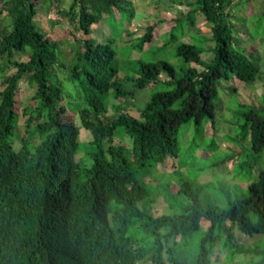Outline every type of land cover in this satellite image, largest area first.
<instances>
[{
  "label": "trees",
  "instance_id": "1",
  "mask_svg": "<svg viewBox=\"0 0 264 264\" xmlns=\"http://www.w3.org/2000/svg\"><path fill=\"white\" fill-rule=\"evenodd\" d=\"M49 1L0 0L11 21L0 35V264H213L222 252L232 261L248 256L251 244L261 258L256 264H264V169L255 181L247 174V194L224 207L201 198L192 185L196 174L175 188L173 201L164 200L160 215L148 208L156 197L147 200L144 181L148 167L162 163L167 170L169 159L181 157V127L194 123L199 130L210 122L215 132L223 100L241 85L253 89L260 80L264 87L256 50L240 47L228 19L232 0H195L163 46L154 42L155 27L148 28L133 49L158 44L163 53L177 43L171 51L180 69L163 58L140 61L137 77L120 76L114 40L91 37L103 18L129 12L132 20L131 0H71L60 13L73 26L70 52L36 22L39 6L54 8L56 0ZM198 15L211 26V38L199 34ZM190 34L191 42L181 41ZM125 81L153 89L138 117L115 102L131 95ZM23 82L34 89L27 102L19 97ZM249 96L238 110L240 135L256 162L238 164L244 153L232 149L214 163L232 173L246 164L254 169L264 151V96ZM21 117L25 134L17 141Z\"/></svg>",
  "mask_w": 264,
  "mask_h": 264
},
{
  "label": "rangeland",
  "instance_id": "2",
  "mask_svg": "<svg viewBox=\"0 0 264 264\" xmlns=\"http://www.w3.org/2000/svg\"><path fill=\"white\" fill-rule=\"evenodd\" d=\"M46 2L50 1L46 0ZM131 2H133V12H135L132 20L128 18L129 12H127L126 17L117 14L110 18H103L100 23L92 27L91 37L103 42L107 39L114 40L113 46L117 51L116 64L120 69L121 77H137L136 73L140 61H153L160 58L178 64L177 68L179 70L181 61L175 52L172 53L171 51L172 47L175 50L177 43L172 44L167 51L163 50V53L156 52L157 46L159 43L162 44H159L158 47L163 46L168 41L169 32L175 26L176 20L181 14L187 13L190 4H193L195 0H131ZM70 3L71 0H56L50 13L46 4H42L38 8L36 19L39 27L48 33L51 38L63 42V50L67 52L71 51L66 41L69 42L72 38L69 33L73 26L70 24L71 21L63 18L60 13L67 11ZM227 13H229V21L236 30V39L240 47L247 51L256 50L260 58V67L264 70V0H247V2L245 0H232ZM10 22L8 15L5 12H0V35L11 30ZM176 26L180 29L182 22H178ZM150 27H155L154 42L158 44L154 46L147 44L145 48H150L143 52L134 50L133 46L137 43V38L143 36ZM196 28L199 29V34L211 38V26L202 15L197 17ZM78 36L79 38L84 37L80 33ZM191 36L192 34L186 35L181 38V41L191 42ZM252 38H255V40L252 41ZM212 47L211 43L206 44L208 50ZM164 52H168L170 55L164 54ZM193 66L196 67L195 64ZM58 75L64 79L66 71L61 70ZM237 84L239 85V83ZM235 85L229 87L230 90ZM250 87L249 85H241L238 91L239 94L234 93L229 101H222L215 132H212L211 127H207L208 124H211L210 122H206L199 130H197L194 123L181 127L179 130L181 157L177 160L169 159L167 170L163 169L162 163L154 168L148 167L151 168L149 172L143 170L144 181L148 188L147 200L156 197L148 206V208H151L152 213L160 215L167 210V204L164 200L173 201L177 195L173 192L176 191L175 188H179L183 180H195L196 174L201 176L194 182L197 185L193 182L192 185L199 189L201 198L205 202L208 201L213 205L219 204L224 207L228 205L229 200L238 199L247 194V185H244L246 182L245 176L247 174L253 175L252 180L255 181L258 178V172L264 169V151L257 161V166L250 169L249 164L256 162L255 155L251 151L250 141H241V125L244 123V118L241 115L238 116V110L241 109L240 102L243 101V98H245V102H250L251 96L247 99L248 95L254 91L264 96V87L260 80L254 85L255 88L251 89ZM125 88L131 92V95L123 101L117 100L115 102L120 103L122 111L128 116L138 117L139 111L147 104L153 89L140 91L137 89L135 82L129 81H125ZM33 90L27 82H23L21 84L20 99L26 97L24 100L27 102L26 99L32 97ZM257 99L259 98L257 97ZM258 102L261 103V101ZM110 108L109 114L114 119L118 116V113L111 106ZM25 119V117L20 118L17 141L25 134ZM87 135L82 137L81 142L84 144ZM116 141L119 140L116 139ZM124 143H130L129 139L127 138ZM17 145L21 146V142H17ZM232 149L243 151L244 155L239 159L238 164L243 161L249 163L245 165L244 169L239 168L236 171V167H234V173H232L230 166H214V163L223 159ZM83 158L87 159L88 157H84V154H82L81 159ZM233 174L239 175L238 178L235 175V181L229 183L221 181V178L222 180H231ZM261 242H264V239ZM245 247L249 251L252 250L248 256L247 254L239 255L236 258L238 261H232L230 252L226 255L222 252L220 255H215L213 264H242L244 261H247L248 264H256L259 262L258 259L261 258H257L253 253L255 245L251 244L250 247Z\"/></svg>",
  "mask_w": 264,
  "mask_h": 264
}]
</instances>
